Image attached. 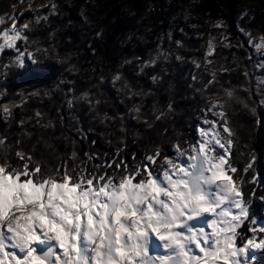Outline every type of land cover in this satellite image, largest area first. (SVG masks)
Here are the masks:
<instances>
[{"label": "snow or ice", "instance_id": "snow-or-ice-1", "mask_svg": "<svg viewBox=\"0 0 264 264\" xmlns=\"http://www.w3.org/2000/svg\"><path fill=\"white\" fill-rule=\"evenodd\" d=\"M51 7L55 10L56 6ZM19 18L13 14L10 26L0 31V54L15 53L0 65L5 70L35 68L50 51L27 35L33 21L19 25ZM8 19L0 16V25ZM34 22L39 23L40 17ZM249 43L259 57L254 68L264 73V35L258 41L250 38ZM213 53L210 39L208 65L212 61L207 57ZM162 55L158 53L147 64L154 65ZM211 75L205 90L218 82L216 72ZM243 75L253 79L247 70ZM122 79L117 73L114 83ZM152 79L155 82L156 77ZM192 79L197 78L193 75ZM255 81L259 97L255 103L264 107V75ZM124 87L130 94H139L127 83ZM240 90L249 96L241 98L233 87L224 88L223 97H209L195 142L177 139L172 155H164L156 146L140 161L133 153L132 164L120 156L124 144L110 161L95 163L100 157L87 152L79 160L73 150L53 166L43 156H36L35 145L25 150L23 137L31 138L32 133L26 131L14 142L0 134V264H256V253L264 251V219L251 211L256 189L251 194L245 191L246 183H259L256 175L245 179L255 156L241 172L234 161L237 133L228 115L233 104H242L253 114L256 107L248 103L252 90L247 86ZM19 95L21 104L0 105V120L7 123L12 110L23 106L26 96ZM39 95V91L27 94ZM77 100L92 104L87 92L68 97L66 103L72 108ZM167 108L172 111L171 104ZM133 111L140 119V109ZM35 116L40 127H54L51 120L42 123L43 113L37 111ZM164 116L160 111L156 119ZM19 124L23 127L25 121ZM121 131H125L123 126ZM46 147L52 146L46 143Z\"/></svg>", "mask_w": 264, "mask_h": 264}, {"label": "trees", "instance_id": "trees-1", "mask_svg": "<svg viewBox=\"0 0 264 264\" xmlns=\"http://www.w3.org/2000/svg\"><path fill=\"white\" fill-rule=\"evenodd\" d=\"M118 1L53 0L48 6L26 11V20L33 21L31 31H34L27 35L50 51L35 68L30 65L19 70L0 67V93H4L0 95V105L9 102L19 105V93L26 96L23 106L12 110L13 117L7 123L0 120V134L14 142L24 132L32 133L31 138L23 137L25 150L35 145L36 156H43L53 166L60 158L67 159L73 150L78 152L79 160H84L87 152L100 157L95 163L110 161L115 158L117 148H124V144L127 146L120 156L132 164L133 153L140 161L156 146L161 147L164 155H172L166 140L171 135L182 142H195L197 119L203 117V112L199 115L200 109L208 106L209 97H223L224 88L234 87L241 98H247L249 92L240 90L247 86L252 90L248 103L256 107V114L237 103L228 109V115L237 133L234 161L241 172L255 156L253 169L245 179L256 175L259 183H246L245 191L251 194L256 189L251 211L264 219V201L260 200L264 196V107L255 103L259 99L255 95V77L264 73L254 68L259 57L235 35L246 28L259 29L264 35V9L257 8L235 22L237 0L188 3L170 0L158 13L152 9L162 1L153 0L151 16V13L144 16L147 0H127L128 8L121 7ZM185 4L186 11L182 10ZM51 5L56 6L55 10ZM37 16L39 23L34 22ZM217 19L222 21V27L213 25ZM129 31H134L135 36L122 41ZM224 31L232 33L229 43H223L224 36H218ZM210 39L214 53L207 57L212 61L208 65L205 58ZM232 40L237 41L233 44ZM18 46L23 48V44ZM158 53L166 55L164 66L161 68L158 59L154 65L147 64ZM14 55L12 51L0 54V65L8 63ZM249 55L253 59H248ZM194 61L201 67L197 68ZM132 66L134 71L127 73ZM245 70L253 79L243 75ZM213 71L218 82L205 90ZM117 73L123 79L114 83ZM193 75L197 78L195 81ZM125 83L133 93L139 94H130ZM36 91L40 92L39 96H27ZM46 91L48 96L44 95ZM199 91L200 95H192ZM211 91H216L213 96ZM85 92L89 93L92 104L77 100L72 108L68 107V97H79ZM169 104L171 112L167 108ZM136 107L140 109V119L135 118ZM37 111L44 114L42 123L51 120L54 127H40L36 122ZM160 111L165 116L157 120ZM21 120L25 121L23 127L19 124ZM177 125L187 129H176ZM121 126H125V131H121ZM160 139L166 143L156 144ZM46 143L52 147H46ZM69 164L72 166L71 161ZM88 167L91 170L92 162ZM256 264H264V251L257 252Z\"/></svg>", "mask_w": 264, "mask_h": 264}, {"label": "rangeland", "instance_id": "rangeland-1", "mask_svg": "<svg viewBox=\"0 0 264 264\" xmlns=\"http://www.w3.org/2000/svg\"><path fill=\"white\" fill-rule=\"evenodd\" d=\"M52 1L53 0H22V2H21V0H0V16H6L9 18L6 23L0 25V31H2L4 28H8L10 26V24L12 23L11 16L13 14L20 17L18 23H19V25H23L24 23L27 22L26 11H31L30 9H34V8L38 9V8L48 6V5H50V3H52ZM126 1L127 0H119L118 3L121 7L128 8ZM160 1H162L161 4H158V5L156 4V9H154V10L152 9L153 13L160 12V10H162L161 7L163 8L165 5H168L170 0H160ZM190 1H192V0H187V3ZM261 2H260V0H237L236 5L234 6V12H235L234 13V21L237 22V20L241 16L248 14V13H251L252 11H254L257 8L264 9V2L263 1H261ZM153 4H154L153 0H147L146 1V11L144 13V16L149 15L150 13H151L150 16L153 14L152 12H150V9L153 6ZM187 8H188L187 4L182 5V10L186 11ZM20 13H23V15L20 16ZM221 22L222 21L220 19H217L214 21L213 25H222ZM239 29H240V27L237 26V31ZM240 31L241 32L239 34H235L236 37H239L243 43H245L248 47H250L252 50V53L254 54L253 48H252L251 44L249 43V39L251 38L253 40L258 41L259 38L263 35L262 32L259 29L253 30V29H249V28H246V29H243ZM31 32L34 33V31H31ZM133 34H134V31L127 32V34H125V36H123L122 41H124V39H128V41L131 40L135 36ZM218 36H222V37L224 36L223 37V43H229L232 39V33L227 32V31H224L222 34H220ZM50 37L52 39V36H50ZM236 41L237 40H232V43L234 44ZM261 55H264V49L261 50ZM165 57H166V55H164V56L162 55L158 58V61L161 65V68H162V66H164V64L166 62ZM133 71H134V66L130 67V69L128 70L127 73H131ZM165 74L166 73H164V75ZM213 92H216V91H211L212 96H213ZM199 93H200V91L197 92V94H196V92H194L192 95L198 96V95H200ZM200 111H199L200 112L199 115L202 114L201 109H200ZM202 118L203 117H199L197 119V117H196L197 124L200 122V120ZM211 118L212 117L209 115V119H211ZM191 119L193 120V118H191ZM123 128H125V126ZM175 128L180 129V130L187 129L185 127H182L181 125H177V126H175ZM196 128H197V126H196ZM194 133L197 134L196 130L194 131ZM160 136H161V134H160ZM160 140L161 141H159L156 144H158V145L163 144L164 145L166 143L162 139H160ZM166 140L171 145V151H172V146L175 143L176 139L172 138V135H171L169 137H166ZM186 141H188V140H186Z\"/></svg>", "mask_w": 264, "mask_h": 264}]
</instances>
